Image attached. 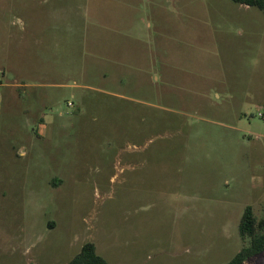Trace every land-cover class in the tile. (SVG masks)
<instances>
[{
	"label": "rangeland",
	"instance_id": "obj_1",
	"mask_svg": "<svg viewBox=\"0 0 264 264\" xmlns=\"http://www.w3.org/2000/svg\"><path fill=\"white\" fill-rule=\"evenodd\" d=\"M0 70V264L87 242L109 264H225L244 246L264 205L262 11L0 0Z\"/></svg>",
	"mask_w": 264,
	"mask_h": 264
},
{
	"label": "trees",
	"instance_id": "obj_2",
	"mask_svg": "<svg viewBox=\"0 0 264 264\" xmlns=\"http://www.w3.org/2000/svg\"><path fill=\"white\" fill-rule=\"evenodd\" d=\"M235 3L257 8L264 13V0H233ZM239 235L244 246L225 264H245L251 258H264V205L261 216H257L252 206H247L239 223ZM34 264V263H30ZM67 264H109L97 251L93 242L83 245L81 252Z\"/></svg>",
	"mask_w": 264,
	"mask_h": 264
},
{
	"label": "built area",
	"instance_id": "obj_3",
	"mask_svg": "<svg viewBox=\"0 0 264 264\" xmlns=\"http://www.w3.org/2000/svg\"><path fill=\"white\" fill-rule=\"evenodd\" d=\"M3 74V72H2V70H0V75H2ZM1 81V80H0Z\"/></svg>",
	"mask_w": 264,
	"mask_h": 264
},
{
	"label": "crops",
	"instance_id": "obj_4",
	"mask_svg": "<svg viewBox=\"0 0 264 264\" xmlns=\"http://www.w3.org/2000/svg\"><path fill=\"white\" fill-rule=\"evenodd\" d=\"M5 74V73H4Z\"/></svg>",
	"mask_w": 264,
	"mask_h": 264
}]
</instances>
